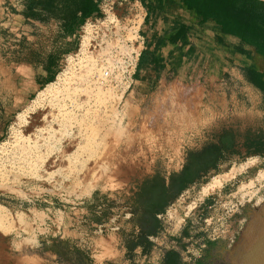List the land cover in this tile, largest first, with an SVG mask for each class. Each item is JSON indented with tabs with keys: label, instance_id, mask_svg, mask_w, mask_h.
<instances>
[{
	"label": "rangeland",
	"instance_id": "rangeland-1",
	"mask_svg": "<svg viewBox=\"0 0 264 264\" xmlns=\"http://www.w3.org/2000/svg\"><path fill=\"white\" fill-rule=\"evenodd\" d=\"M99 3L106 2L22 0L18 6L0 5V64L10 66L21 57L28 59L29 45L41 46L32 50L37 68L32 73L34 79L21 75L19 107L12 109L11 103H5L6 116L0 120V264H145L139 256L141 248L132 252L128 247L140 233L138 222L145 231L153 227L149 210L162 209L156 216V233L149 236L150 241L160 243L161 238L175 232L178 217L195 221V208L214 203L229 207L233 195L250 199L244 194L247 188L238 191V185L264 172V98L257 111L245 112L243 120L239 113H232L228 123L214 124L209 131V142L218 140L223 131L230 132L231 149L240 152L219 153L213 158L214 167L203 158L194 171L195 182L184 183L180 189L173 187L162 195L160 184L152 177L157 175L167 183L172 173L169 170L174 168L134 167L125 160L154 130L179 142L180 134L194 129L191 117L199 105L194 107L183 97L186 95L178 83L167 88L166 84L153 83L151 88L136 83L133 75L126 88L127 74L119 70L113 87L100 89L90 105L83 92L86 72L82 70L76 85L65 89L78 104H67L62 115L54 110V120L49 121L53 111L47 103L49 86L55 84L67 59L79 49L85 36L81 38L82 22L101 15ZM119 14L126 16L128 11L122 9ZM51 18L54 24L49 23ZM111 22H117L121 47L131 52L128 42L133 39L128 33L134 29L118 19L103 21L94 33L95 42L99 43L104 30L113 36ZM146 22L147 18L143 26ZM48 26L49 35L44 31ZM19 31L20 52L13 48V42L18 43L13 40L18 39L14 33ZM40 32L46 40H40ZM221 42L234 48L230 37L224 36ZM46 66L51 69L43 70ZM261 88L264 90V85ZM243 105L249 109L251 103ZM18 114L28 120L25 127L19 123ZM249 158L256 159L255 165L225 181L218 190L202 194L203 186L211 184L214 177ZM260 184H264V176L249 190ZM193 202V209L186 213ZM140 204L145 206L141 210ZM134 212L142 214L136 218ZM235 241L229 243L234 245Z\"/></svg>",
	"mask_w": 264,
	"mask_h": 264
},
{
	"label": "crops",
	"instance_id": "crops-1",
	"mask_svg": "<svg viewBox=\"0 0 264 264\" xmlns=\"http://www.w3.org/2000/svg\"><path fill=\"white\" fill-rule=\"evenodd\" d=\"M151 1L147 22L142 25L145 44L133 74L135 82L151 88L153 83H178L186 95L183 97L194 107L199 105L191 117L193 130L199 133L219 122L228 123L229 114L239 113L243 120L245 112L257 111L264 98L257 73L264 70V63L256 49L224 33L212 20L204 21L197 9L182 0ZM3 2L0 0V5ZM7 4L18 6L20 2L10 0ZM49 21L55 22L54 18ZM44 31L49 35V26ZM14 34L18 43L13 42V48L20 52L21 32ZM41 34L40 40H46ZM224 36L234 40V48L223 46ZM29 46L28 59L21 57L10 66L0 64V120L6 116L5 103H11L12 109L21 103V75L34 79L32 73L37 68L32 50L39 45ZM48 69L51 67L43 70ZM247 101L249 109L243 105Z\"/></svg>",
	"mask_w": 264,
	"mask_h": 264
},
{
	"label": "flooded vegetation",
	"instance_id": "flooded-vegetation-1",
	"mask_svg": "<svg viewBox=\"0 0 264 264\" xmlns=\"http://www.w3.org/2000/svg\"><path fill=\"white\" fill-rule=\"evenodd\" d=\"M209 131L204 130V132L197 135L196 142L187 148L182 166L178 167L182 169L179 172H176L175 169L177 168L169 170V174L170 172L172 173L169 176L167 183H165L164 180L159 179L157 175L152 177V180L160 184L161 195L166 192L163 190V186H169V189H172L173 187L177 188V185L174 184L176 182L174 179L180 177V174L189 167L191 163L189 156L192 153L208 151V148L212 147V145L219 147V149H216L215 152H205L199 159L198 163L194 166H191V173L187 177L185 183L196 181L197 178L193 177L194 171L197 169L196 167H199L203 158H208L206 161L211 164L209 167H214V163L216 161L213 160V158L217 157L219 153L223 151L240 152L238 149H231L230 140L232 134L230 132L223 131L218 136V140L209 142ZM225 133L229 134V140L224 142V144H221L223 139L222 136ZM160 167L167 168L158 160L152 169H158ZM230 201L229 207H224L226 204L214 206V203L203 205L202 209L195 208V213H198L197 219L193 221L192 219L182 218L180 224L178 226L176 224L175 232L173 234H169L167 239L163 240L161 238L160 243L150 241L149 236H153L156 233V216H158L159 210L162 209H151L149 210V217L154 223L152 232L149 233V228L145 231L142 227L143 225L138 222L137 225L139 228H141L139 229L140 233L137 235L136 240L128 247V249L134 252L141 248V251H138L140 253L139 256L142 258L141 261H146L148 264H227V250L232 244L229 242H233L236 239V233L238 232L244 217L243 204L248 201V196H246L244 199H237L233 195ZM143 207H145L144 204H140L139 210H141L140 208ZM143 212L145 213V210ZM141 214L134 212L136 218H138V215Z\"/></svg>",
	"mask_w": 264,
	"mask_h": 264
},
{
	"label": "bare ground",
	"instance_id": "bare-ground-1",
	"mask_svg": "<svg viewBox=\"0 0 264 264\" xmlns=\"http://www.w3.org/2000/svg\"><path fill=\"white\" fill-rule=\"evenodd\" d=\"M111 21H115V19L113 20L112 18ZM111 26H113L114 28V31L112 32L113 36L112 37L108 36L107 34L108 31L106 32L104 30L100 35L98 44L95 42L93 35H91L90 28H88L83 40L80 43L79 49L76 51V53L71 55L69 59H67L68 60L66 62L67 65L59 74H57V79L55 84L53 83L50 84L48 89L50 97L47 103L52 108L53 111L51 110L52 112L51 115L49 116L50 117L49 121H51L52 119L54 120L53 118L54 115L52 114L54 110L56 111V114L57 113L61 114L62 112H64V110H66L67 104H69L68 106H75L76 104H78V102L75 103L73 96L66 93L67 90L65 92V89L70 84H75L77 79V74L80 73L82 70L86 72V79L84 80L83 92L86 94L88 103L90 102L94 103L96 101L95 97L99 94L100 89L105 88L106 91H108L109 90L108 88L113 87V81L114 79L117 78L116 74L119 75L116 72H118L123 68L124 56L128 55L130 53V50L121 47L122 45L119 43V34L116 28L117 22H111ZM128 37L134 39L135 37L134 32L132 31L129 32ZM69 88L70 87H68V89ZM46 119L48 120V117L47 115H44L45 122ZM18 121L23 127H25L28 123V120L25 117L23 118L22 115L19 116ZM40 131L43 132V129H41ZM47 134H48L47 132L46 133L43 132V135L45 137H47ZM26 137L28 138V135ZM255 163H256L255 158H249L245 162L238 163L237 166H233L229 168L228 171L224 172L219 176L214 177L213 182L211 184L204 185L202 188V194L206 195L208 193L218 190L225 181L234 178L239 173H242L245 169L255 165ZM263 176H264V172L259 171L254 178H250L246 181L241 182L238 185L237 190L242 191L243 189L247 188L244 191V194H249L251 197H253L256 194L258 188H256L255 190L254 189L249 190V189L256 183V180L259 181ZM193 207H194V202L188 204L185 212L188 213L190 210L193 209ZM181 220L182 218L178 217L177 226L180 224Z\"/></svg>",
	"mask_w": 264,
	"mask_h": 264
},
{
	"label": "built area",
	"instance_id": "built-area-1",
	"mask_svg": "<svg viewBox=\"0 0 264 264\" xmlns=\"http://www.w3.org/2000/svg\"><path fill=\"white\" fill-rule=\"evenodd\" d=\"M17 1L21 2L22 0ZM102 2L106 3H99V7L102 11L101 15L86 19L82 24L81 38L86 34L88 28H90L91 34L94 37V33L97 34V30L100 29L99 25L103 21L111 20L112 18L118 19L121 23L126 24L127 27H132L134 29L135 38L128 42L132 50L128 55L124 56L123 68L120 70L127 74L125 87L128 88L132 82V77L138 62L137 60L145 44L142 25L146 18L148 3H114L113 0H102ZM4 3H10V0H4ZM122 9H127L128 14L126 16L119 14V10ZM167 87H170V85L166 84V88ZM200 132H204V130L202 129ZM150 134L148 139L145 137L144 140L139 142L137 147L135 146L136 148L128 155L129 160H125L126 164L134 167L152 168L159 160L167 168L181 167L184 162L187 148L196 142L199 132H195L193 129L186 130L180 134L183 137H179V142L171 141L169 137L161 133V131L157 132L154 130Z\"/></svg>",
	"mask_w": 264,
	"mask_h": 264
},
{
	"label": "trees",
	"instance_id": "trees-1",
	"mask_svg": "<svg viewBox=\"0 0 264 264\" xmlns=\"http://www.w3.org/2000/svg\"><path fill=\"white\" fill-rule=\"evenodd\" d=\"M183 3L198 10L199 17L206 20H212L218 25L224 33L236 37L240 42L252 46L257 54L261 56L264 63V1L261 0H182ZM83 19L80 20L82 22ZM85 21L82 22V24ZM142 52L140 53L141 58ZM138 58V59H139ZM258 85H264V70L257 73ZM222 143L229 140V134L222 136ZM208 151H216L218 146L212 145ZM208 151L192 153L189 156L190 165L185 169L180 177L174 179V184L180 189L186 182L191 173V166L198 163L201 156ZM172 186V185H171ZM169 186H163L167 191ZM154 227V225H153ZM152 226L149 227V233L152 232Z\"/></svg>",
	"mask_w": 264,
	"mask_h": 264
},
{
	"label": "water",
	"instance_id": "water-1",
	"mask_svg": "<svg viewBox=\"0 0 264 264\" xmlns=\"http://www.w3.org/2000/svg\"><path fill=\"white\" fill-rule=\"evenodd\" d=\"M236 243L227 250V264H264V184L243 204Z\"/></svg>",
	"mask_w": 264,
	"mask_h": 264
}]
</instances>
